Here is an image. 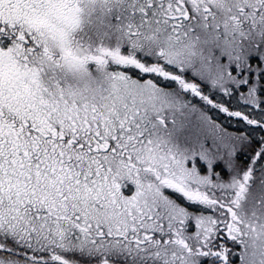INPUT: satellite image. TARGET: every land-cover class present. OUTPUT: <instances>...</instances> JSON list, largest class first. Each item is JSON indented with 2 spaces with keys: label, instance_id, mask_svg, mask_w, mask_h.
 Returning <instances> with one entry per match:
<instances>
[{
  "label": "snow or ice",
  "instance_id": "6c2138e0",
  "mask_svg": "<svg viewBox=\"0 0 264 264\" xmlns=\"http://www.w3.org/2000/svg\"><path fill=\"white\" fill-rule=\"evenodd\" d=\"M0 264H264V0H0Z\"/></svg>",
  "mask_w": 264,
  "mask_h": 264
}]
</instances>
